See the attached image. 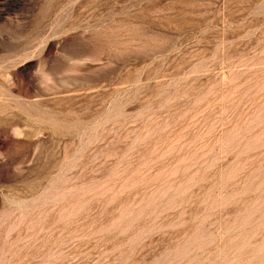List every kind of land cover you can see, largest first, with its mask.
Listing matches in <instances>:
<instances>
[{
	"label": "rangeland",
	"instance_id": "1",
	"mask_svg": "<svg viewBox=\"0 0 264 264\" xmlns=\"http://www.w3.org/2000/svg\"><path fill=\"white\" fill-rule=\"evenodd\" d=\"M0 264H264V0H0Z\"/></svg>",
	"mask_w": 264,
	"mask_h": 264
}]
</instances>
